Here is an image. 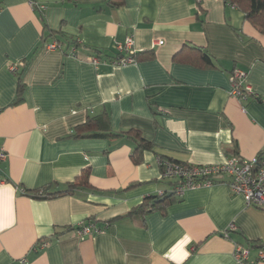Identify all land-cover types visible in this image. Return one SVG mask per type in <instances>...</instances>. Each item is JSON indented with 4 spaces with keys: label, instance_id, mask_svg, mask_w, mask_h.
I'll list each match as a JSON object with an SVG mask.
<instances>
[{
    "label": "crops",
    "instance_id": "1",
    "mask_svg": "<svg viewBox=\"0 0 264 264\" xmlns=\"http://www.w3.org/2000/svg\"><path fill=\"white\" fill-rule=\"evenodd\" d=\"M57 37L78 46L47 50ZM127 38L134 53L153 56L115 66ZM188 47L205 50L215 68L175 58L190 59ZM17 63L25 89L13 105ZM236 69L253 95L231 96ZM103 112L113 133L137 131L154 152L135 165L131 139L72 137ZM0 149V264H239L235 244L264 264V206H247L224 175L144 224L108 223L170 190L159 158L219 165L264 150V34L224 0H0ZM84 169L92 191L28 195L61 190ZM87 220L100 232L81 238L73 229Z\"/></svg>",
    "mask_w": 264,
    "mask_h": 264
},
{
    "label": "trees",
    "instance_id": "2",
    "mask_svg": "<svg viewBox=\"0 0 264 264\" xmlns=\"http://www.w3.org/2000/svg\"><path fill=\"white\" fill-rule=\"evenodd\" d=\"M224 2L233 8H236L239 12H241L244 16V19L247 23H249L253 28H255L260 34H264V0H224ZM55 43L58 45V50L63 49V46L70 47L71 49H75L78 46V41L73 39H61L57 37L55 39ZM190 59L182 58L180 56L181 53L175 55V58L181 62L187 61L189 64L193 66H197L199 68L205 69H213L215 68L214 63L211 57L207 54V52L200 48H190L188 47ZM95 55H97V59L99 58L100 52L96 51ZM153 55L151 52H142V53H134L131 58L138 62L143 59H150ZM123 57L119 56L115 59V61L121 60ZM25 68L24 64L21 69L13 73L15 78L17 79V94L13 105L19 104L23 101V93L25 86L22 82L21 76L23 69ZM73 138H93V139H116L120 137H125L131 139L135 143V148L133 150L131 159L135 165H139L142 163L143 152L145 151H153V144L147 142L142 138L139 132L137 131H127L122 133H113L110 128L109 117L103 112L96 116H89L87 121L77 127L74 130ZM235 150L232 151L234 153ZM160 161H169L162 160ZM176 164H180L178 162L170 161ZM90 171L89 169H84L79 173L75 179L67 183L63 189L49 192L48 189H43L41 192H30L28 195L37 200H49L52 198L62 197V196H71L76 195L80 192L84 191H92L91 185L89 183ZM180 184V182H169V191L162 192V194H158L155 196H149L142 200V202L136 207L132 208L125 216L115 218L110 220L108 223L114 222L118 219L127 218L130 220H141L144 224V219L147 215L151 213H160L164 215L169 206L181 202V196L175 192V187ZM137 186V184L129 185L128 189ZM167 193H171V196L165 198ZM165 198V199H164ZM161 199H164L161 201ZM84 224H91L94 226L91 220H87ZM78 228V227H77ZM74 228L73 230H76ZM57 235V233L55 234Z\"/></svg>",
    "mask_w": 264,
    "mask_h": 264
},
{
    "label": "built area",
    "instance_id": "3",
    "mask_svg": "<svg viewBox=\"0 0 264 264\" xmlns=\"http://www.w3.org/2000/svg\"><path fill=\"white\" fill-rule=\"evenodd\" d=\"M30 5L34 7L33 3H30ZM132 44V39L127 38L124 44L116 47L117 51L125 56L119 61H114L115 66L124 67L135 63L131 58L134 54ZM158 44L161 45V42ZM46 49L58 50V45L53 42L47 44ZM88 61L93 64L99 63V60L94 57L89 58ZM22 67L23 63H17L10 66L9 71L15 73ZM244 79L245 74L243 71L236 69L231 73V96L242 99L254 94L252 88L245 83ZM6 158V152L0 149V167L6 161ZM159 163L162 169L161 180L180 182L175 187V192L180 196L187 190L209 187L216 183L219 176L224 175L229 179L228 187L231 193L241 196L247 206H264V150L250 160H238L236 157L231 156L225 158V161L219 165L191 166L170 161H159ZM5 183V179L0 174V187ZM233 230H235L234 225H229L227 231ZM99 232L100 230L93 225L84 223L75 230V233L81 238ZM224 235L227 236V234ZM44 245V243L41 244V246ZM248 254L247 248L235 244L233 256L239 264H252L249 262ZM259 258L264 260V252L260 253Z\"/></svg>",
    "mask_w": 264,
    "mask_h": 264
},
{
    "label": "water",
    "instance_id": "4",
    "mask_svg": "<svg viewBox=\"0 0 264 264\" xmlns=\"http://www.w3.org/2000/svg\"><path fill=\"white\" fill-rule=\"evenodd\" d=\"M170 196H171V193H167L166 196H165V198H168V197H170ZM165 198H164V199H165ZM164 199H161V201H163Z\"/></svg>",
    "mask_w": 264,
    "mask_h": 264
}]
</instances>
